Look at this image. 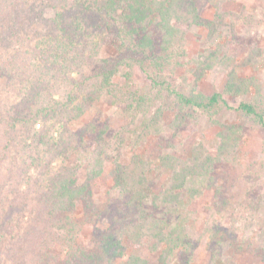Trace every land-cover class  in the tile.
Masks as SVG:
<instances>
[{
	"label": "trees",
	"instance_id": "16d2710c",
	"mask_svg": "<svg viewBox=\"0 0 264 264\" xmlns=\"http://www.w3.org/2000/svg\"><path fill=\"white\" fill-rule=\"evenodd\" d=\"M31 2L37 0H0V204L16 205L17 217L16 245L1 252L0 264H150L146 257L127 252L150 240L156 249L163 246L162 263L182 254L185 264H191L190 216L182 214L172 226L170 212L199 200L208 189L215 195L213 210L228 204L226 184L220 183L217 171L223 162L238 164L245 125L218 117L235 112L247 126L264 128V81L239 71L241 66L255 68L263 49L253 47L241 65L228 61L223 89L207 94L200 80L224 49L223 33L236 28L232 12L217 1L212 18L202 14L201 0H41L40 7H30ZM48 3L57 9L53 16L45 15ZM91 18L97 22L94 36L100 47L89 37L91 58L63 56L78 44L76 36ZM193 26L207 31L214 48L200 55L197 79L184 90L172 75ZM30 32L41 35L38 60L31 58ZM24 43L28 48H19ZM104 45L116 47L117 55L101 57L97 51ZM136 65L146 78L142 90L133 87ZM122 69L127 70L119 78ZM105 95L125 104L131 119L113 140L106 139L108 125L99 131L95 124L73 125ZM159 101L171 102V124L177 128L195 123L193 113L208 116L219 127L214 145L200 139L189 155L167 153L156 162L136 153L124 161L128 132L138 143L162 133L168 108H155ZM38 125L40 136L34 133ZM92 132H97L94 138ZM29 138L36 139L29 143ZM73 155L77 165L68 164ZM109 158L115 194L101 210L93 183ZM84 165L87 177L80 184L77 175ZM159 170H169L170 178L155 193L150 175ZM22 183L30 189L22 190ZM103 217L110 225L100 230L102 245L85 246L81 235L86 223ZM260 234L253 250L264 262V231ZM220 251L215 258L225 261L228 254Z\"/></svg>",
	"mask_w": 264,
	"mask_h": 264
},
{
	"label": "rangeland",
	"instance_id": "374dc122",
	"mask_svg": "<svg viewBox=\"0 0 264 264\" xmlns=\"http://www.w3.org/2000/svg\"><path fill=\"white\" fill-rule=\"evenodd\" d=\"M34 1V0H33ZM214 0H201L200 7L203 15L212 18L215 14ZM224 10L232 12L230 21L235 24V33L224 32L221 43L224 45L223 51L220 52L219 58L215 61L212 68L207 70L204 77L200 80L203 91L210 94L216 90H222L227 75V62H234L241 65L244 58L248 55L253 47L263 49L262 56L255 68L241 66V74L248 76H257L264 81V0H215ZM41 0L31 2L30 7H40ZM53 3H48L45 15L53 16L57 9L53 8ZM71 19V18H70ZM73 23V20H72ZM97 22L95 19L86 20L85 30L76 36L78 43L72 50L62 52V55L71 60L91 58L93 49L89 44V37L93 38L98 44L101 40L97 39L94 28ZM34 28V27H33ZM30 30V29H28ZM32 30V29H31ZM37 31V30H36ZM38 32V31H37ZM36 33V32H35ZM30 32L28 40L34 53H31L33 60L40 58L38 43L41 35L36 36ZM94 36V37H93ZM28 43H24L19 48H28ZM12 44V45H11ZM13 46V43H10ZM3 46H6L3 44ZM214 48L207 37V31L204 28L191 27L182 56L179 57L180 64L172 80L184 90H189L193 85L196 77L197 60L200 55L207 49ZM101 57H115L118 53L117 48L113 45H104L101 50L97 51ZM79 53V55H77ZM8 55V54H5ZM97 54V56H99ZM127 69H122L119 78ZM134 82L133 87L136 90H142L146 83L144 73L138 65L133 68ZM30 75V74H29ZM31 76V75H30ZM76 76V74H75ZM5 77L4 79H8ZM5 81V80H4ZM4 92H7V84H1ZM232 103L235 100L230 98ZM165 105L166 119L164 129L161 134L152 136L148 141L138 143L133 133H127V141L122 148L124 161H129L136 153H142L146 159L155 160L156 162L162 155L167 153H176L180 155H189L191 147L195 142L202 139L210 145H214L216 134L219 127L215 125L206 115L193 113L196 117L195 123L186 125L183 128L172 126L174 112L171 108V102L159 101L155 108ZM125 104L118 103L110 95H105L96 105L78 122L73 125L75 128L88 127L95 124L98 131L100 128L109 126L106 133L107 140H113L115 134L121 129L131 124L129 114L126 112ZM224 122H238L245 125L242 137L241 157L237 165L223 162L217 171L220 183L226 184V194L228 204L219 212L213 210L215 195L213 190H206L205 194L197 201L190 202L182 206L176 212H170L172 226L183 216H190L187 220V231L190 235L191 245L188 248L187 256H191V264H264L262 258L254 252L253 246L256 245L260 233L264 231V128H256L246 125V119L235 112L223 113L218 117ZM191 121V119H189ZM36 136L41 135V125L34 130ZM92 138L97 132H92ZM38 139V137H36ZM36 138H29V143H33ZM92 140V139H91ZM79 163L77 157L73 155L68 162L71 165ZM114 163L111 158L107 159L103 174L94 181L93 191L94 199L99 209L106 210L114 197L113 181ZM34 173L35 170L33 169ZM78 183H83L87 177L86 165L81 166L78 172ZM153 181V190L159 193L168 183L170 178L169 170H159L151 173ZM22 190H29L30 187L25 183L21 184ZM10 198L14 195L8 193ZM153 196V195H151ZM151 197V201H152ZM9 204L2 206L0 204V254L11 246L16 245V205ZM153 201L150 205L153 207ZM9 205V208L7 207ZM151 207V208H152ZM4 208V209H3ZM77 216L83 214L82 208L79 207ZM108 217H103L97 222H87L85 230L81 235V242L85 246L98 247L102 245V235L100 230L109 226ZM260 234V235H259ZM154 241H148L144 246L139 248H130L128 253H135L146 257L150 264H185L182 254L171 255L162 263L160 255L163 246L154 247ZM219 244H217V242ZM213 246L216 247L215 251ZM100 248V247H99ZM212 248V249H211ZM228 254V258L223 261L221 258L216 259L215 253ZM192 254V255H190ZM226 256V257H227ZM189 259V258H187Z\"/></svg>",
	"mask_w": 264,
	"mask_h": 264
}]
</instances>
